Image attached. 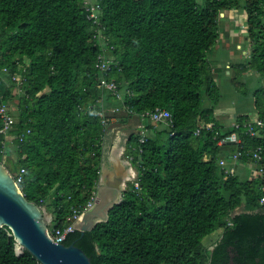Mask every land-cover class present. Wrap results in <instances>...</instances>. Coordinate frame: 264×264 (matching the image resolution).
I'll list each match as a JSON object with an SVG mask.
<instances>
[{"label": "trees", "instance_id": "trees-1", "mask_svg": "<svg viewBox=\"0 0 264 264\" xmlns=\"http://www.w3.org/2000/svg\"><path fill=\"white\" fill-rule=\"evenodd\" d=\"M97 2L100 27L83 0H0V104L15 120L10 135L31 130L23 142L0 134V162L26 169L25 197L52 214L49 228H64L72 208L82 210L96 191L107 128L99 113L108 121L115 108L126 118L165 109L172 126L147 120L146 141L134 133L127 142L139 188L131 183L108 221L83 235L75 230L64 243L92 264H264V176L237 168L257 150L264 168V127L250 136L249 115L232 122L216 115L223 72L212 58L222 14L242 10L249 52L229 75L235 84L247 73L264 78V0ZM98 32L105 38H94ZM103 54L113 59L107 71L96 67ZM103 80L115 83L119 97ZM253 96L264 122V84ZM232 132L241 143L219 146ZM0 264L41 263L26 250L18 254L4 226Z\"/></svg>", "mask_w": 264, "mask_h": 264}, {"label": "water", "instance_id": "water-1", "mask_svg": "<svg viewBox=\"0 0 264 264\" xmlns=\"http://www.w3.org/2000/svg\"><path fill=\"white\" fill-rule=\"evenodd\" d=\"M105 154L104 147L94 204L74 224L75 230L82 235L93 230L98 223L108 221L109 211L120 204L127 187L137 176L133 164L122 155L120 158L133 169L134 175L129 176L127 166L119 171V175L113 174L114 164L112 160H106ZM51 221L52 217L47 216L46 209L25 197L11 170L0 162V228L6 226L10 229L18 254L26 250L41 264H92L89 256L74 243H57L49 237Z\"/></svg>", "mask_w": 264, "mask_h": 264}, {"label": "built area", "instance_id": "built-area-1", "mask_svg": "<svg viewBox=\"0 0 264 264\" xmlns=\"http://www.w3.org/2000/svg\"><path fill=\"white\" fill-rule=\"evenodd\" d=\"M83 5L86 11L89 13V18L93 20V23L97 26H101L100 22V16H101V8L97 0H83ZM224 14H222L223 16ZM244 26V25H242ZM246 29V26H245ZM94 38H105L100 32L98 34L94 35ZM240 47V46H239ZM113 59L112 58H106L105 54L99 55L98 56V62L96 64V67L101 70V71H107L110 68V65L112 64ZM2 71H7V68H3ZM15 82L18 84H22L24 78L15 75L12 78ZM101 85L104 89L113 91L115 94H117L116 91V85L114 82L108 83L106 81H102ZM119 97V94H117ZM10 107L7 104L1 103L0 104V120L2 121V125L0 126V134H3L7 137V140H13L17 139L19 142H23L26 138V135L31 133L30 129H27L26 131L19 133L17 135H10V131L14 126V118L9 112ZM119 108H115L112 110L113 114L119 112ZM99 115L103 118L102 123L105 125H108V121L105 118L106 113L100 112ZM236 114L233 116L235 117ZM249 115L250 119L247 123H245V129L246 133L249 134L250 136H255L257 134V128L258 127H264V122L259 118V115L256 112H253L251 114H245ZM149 120L150 124L153 125L154 128L161 127L162 125H165L167 127L172 126V117L171 114L165 110V109H157L156 111L153 112H146L139 117V124L138 127H135L134 133L139 135V142L140 144H143L148 135V122ZM146 121L147 124H144ZM235 125V124H233ZM210 127V125H208ZM200 129H198L195 132V135H199ZM241 143V139L238 136L237 132H232L228 135H225L221 137L218 141L219 146H226V145H238ZM233 155L231 156V159L233 160V163H235L240 157H241V152L239 150H234ZM128 155V160L132 163L133 161V156ZM6 159V154H4L3 160ZM3 163V162H2ZM237 163V162H236ZM220 164L224 167V171L226 175L232 174L233 169L232 167H226V162L225 160H221ZM248 165V169L251 172V179H260L263 178L264 176V168L262 165H260V153L255 151L252 155L251 160L246 162ZM232 169V170H231ZM12 176L16 182V184L21 188V185L24 181V177L26 174V169L24 167H20L18 170L11 171ZM135 188H139V182L137 179V176L132 180L131 182ZM23 192V191H22ZM96 198V191H94L93 196L90 198V200L85 204L84 208L82 210H79L77 208H72L71 214L66 218V223L64 228H49L48 227V235L49 237L57 242V243H63L67 236L75 231L74 224L79 221L82 217V213L86 211L87 209L91 208L92 205L94 204ZM261 203H264V199L261 200Z\"/></svg>", "mask_w": 264, "mask_h": 264}, {"label": "rangeland", "instance_id": "rangeland-1", "mask_svg": "<svg viewBox=\"0 0 264 264\" xmlns=\"http://www.w3.org/2000/svg\"><path fill=\"white\" fill-rule=\"evenodd\" d=\"M223 14L224 15L221 16L220 25H222V23L227 21L225 27L226 28L229 27L232 33H229L230 35L226 38L229 46L226 44L225 40H221L219 42V45H217L213 49L215 53L213 54L214 57L212 58L214 60L211 58V60L214 61L215 66L217 67L220 66L221 72H223L220 75V77L216 79V82L218 83L222 93L218 105L219 107L220 106L233 107L234 112L235 113L237 112L236 114H251L254 111L253 93L256 88L263 86L264 78L261 79L256 73H247L238 76L236 82H238L239 84H235V82L231 78V75H229V70H228L229 65L231 63H238L240 61H243L246 58L245 54L249 52V49L247 48V43L249 42L248 40L244 39L246 35L245 26L247 25L246 13L241 10L239 12L230 11V13L225 12ZM226 14L228 15L226 16ZM223 29L224 28L222 27V31ZM237 44H239L240 47H237ZM15 109H16L15 106L11 105L12 112L16 113ZM108 116H109V120H108L109 123L106 128L107 136L108 134H110L111 131L113 132L112 134L113 138L119 136V133H123L126 134L125 142H128L129 136L131 135L132 132H134L133 131L134 126H132V120L129 122H127L126 120L124 121L119 120L123 117V114L115 116L114 114H111L109 112ZM217 116H219L221 120L229 121V117H225L223 115L222 116L217 115ZM118 123L119 124L123 123L124 125L119 127L118 125H116ZM117 145L118 144H116V142L103 143V148L105 147L106 150L105 155L107 161H111V160L112 162L115 161V157L118 154ZM126 152H127V143L123 149L122 156L125 157L126 160H128V155H126ZM237 168L240 173L248 174V171L245 169V168L248 169V165L246 163L244 164L239 163V166H237ZM133 169L137 172V169L135 168L134 165H133ZM47 216L53 217L52 214L48 211H47ZM53 226L54 224L51 225V227ZM215 237L216 236L214 235L210 239H214ZM210 239L206 241L207 246L212 244Z\"/></svg>", "mask_w": 264, "mask_h": 264}, {"label": "crops", "instance_id": "crops-1", "mask_svg": "<svg viewBox=\"0 0 264 264\" xmlns=\"http://www.w3.org/2000/svg\"><path fill=\"white\" fill-rule=\"evenodd\" d=\"M239 12V11H238ZM228 13H230V12H228ZM228 14H226V16H227ZM226 23H227V21H225L224 23H222V27L224 28L223 29V31L221 30V34H220V39H219V42L221 41V40H225L226 41V44L228 45V41H227V37L230 35L229 33H232L231 32V30H230V28L228 27V28H226L225 27V25H226ZM245 39V38H244ZM243 39V40H244ZM229 46V45H228ZM240 45L239 44H237V47H239ZM216 63V62H215ZM215 67H217V66H215ZM220 67V66H219ZM218 109V110H217ZM217 109L215 110V113H216V115H223V116H225V117H229V121L230 122H232L233 120H234V114H236L235 112H234V108L233 107H229V106H220L219 107V105H218V107H217ZM123 117H125L124 115H123ZM123 117L121 118V119H119V120H122V121H124V120H126L127 122H129V121H131L132 120V126H134L133 127V131H135V127L137 128L138 127V124H139V118L138 117H136V116H131V117H125L126 119H123ZM128 119V120H127ZM136 121H135V120ZM133 120H134V122H133ZM118 122V121H117ZM228 122V121H227ZM144 124H147L146 123V121L144 122ZM116 125H118L119 127L120 126H123L124 124L122 123V124H116ZM114 128V127H113ZM111 134H113V132L111 131L110 132V134H108V136H107V132L105 133V136H104V141L106 140L107 142H108V139H110L109 137H110V135ZM132 134H134V132H132L131 133V135ZM105 137H106V139H105ZM130 137V136H129ZM128 140H129V138H128ZM104 141H103V143H104ZM7 143H8V141H7ZM126 143L127 142H124V144L126 145ZM120 159H122V158H120ZM119 159V156H117V158H115V161H113V164H114V171H113V174H115V175H119V171H121L122 169L123 170H125V168H126V165L125 164H123V161H121ZM114 160V159H113Z\"/></svg>", "mask_w": 264, "mask_h": 264}, {"label": "bare ground", "instance_id": "bare-ground-1", "mask_svg": "<svg viewBox=\"0 0 264 264\" xmlns=\"http://www.w3.org/2000/svg\"><path fill=\"white\" fill-rule=\"evenodd\" d=\"M110 139H108V143H111V142H116L117 145V149H118V154L117 156H119V159H120V156L122 155L123 153V149H124V142H125V139H126V134H123V133H119V136L117 137H114L113 138V135L111 134ZM116 139V140H115ZM111 141V142H110ZM121 161H123L122 159H120ZM126 166H127V170L129 172V176H133L134 175V171L133 169L130 168V166L125 162L123 161Z\"/></svg>", "mask_w": 264, "mask_h": 264}, {"label": "flooded vegetation", "instance_id": "flooded-vegetation-1", "mask_svg": "<svg viewBox=\"0 0 264 264\" xmlns=\"http://www.w3.org/2000/svg\"><path fill=\"white\" fill-rule=\"evenodd\" d=\"M214 245H215V244H213V246L210 247V248L213 249ZM230 262H233V257H231Z\"/></svg>", "mask_w": 264, "mask_h": 264}, {"label": "clouds", "instance_id": "clouds-1", "mask_svg": "<svg viewBox=\"0 0 264 264\" xmlns=\"http://www.w3.org/2000/svg\"><path fill=\"white\" fill-rule=\"evenodd\" d=\"M4 164V163H3Z\"/></svg>", "mask_w": 264, "mask_h": 264}]
</instances>
